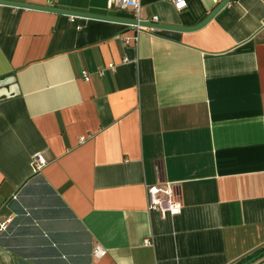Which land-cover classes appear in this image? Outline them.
I'll return each mask as SVG.
<instances>
[{
  "label": "crops",
  "instance_id": "crops-1",
  "mask_svg": "<svg viewBox=\"0 0 264 264\" xmlns=\"http://www.w3.org/2000/svg\"><path fill=\"white\" fill-rule=\"evenodd\" d=\"M220 1L141 0L139 19L192 26ZM20 2L134 19L107 0ZM160 180L179 214L148 208ZM8 216L0 264H240L264 251V0H230L193 31L0 4Z\"/></svg>",
  "mask_w": 264,
  "mask_h": 264
},
{
  "label": "built area",
  "instance_id": "built-area-1",
  "mask_svg": "<svg viewBox=\"0 0 264 264\" xmlns=\"http://www.w3.org/2000/svg\"><path fill=\"white\" fill-rule=\"evenodd\" d=\"M108 6L115 4L120 8H131L134 14V19L139 20V15L141 11V0H107ZM170 1L175 9L182 10L186 7V0H168ZM141 27V26H137ZM112 68V65L110 66ZM99 73H103V69H99ZM82 76L84 80H90V76L86 71H82ZM44 164V159L40 155H35L34 157V168L39 169ZM148 208L150 210L158 211L161 214L177 215L182 210V203L178 199V193L176 185L164 180H160L155 184L147 185L146 187ZM12 222V217L8 216L0 219V231H5L8 229L10 223ZM148 242L147 240L145 241ZM104 251L100 246H96L94 249V254L102 255Z\"/></svg>",
  "mask_w": 264,
  "mask_h": 264
},
{
  "label": "water",
  "instance_id": "water-1",
  "mask_svg": "<svg viewBox=\"0 0 264 264\" xmlns=\"http://www.w3.org/2000/svg\"><path fill=\"white\" fill-rule=\"evenodd\" d=\"M230 0H221L213 9L212 11L203 19L201 22H197V24L192 26H181V25H173V24H166V23H159L154 21H142L137 19H131V18H124V17H117V16H111V15H100V14H94L89 12H80V11H74L69 9H60L58 7H53L49 5H37V4H31L26 2H20L19 1H12V0H0V4H7L11 6L16 7H23V8H33V9H40V10H47V11H53V12H59L67 15H74L75 16H84V17H90V18H97V19H104V20H111L115 22H121V23H127L133 26H141V27H150V28H161V29H170V30H177V31H193L198 30V28L204 26L211 18L224 6L226 5ZM261 255H264V251H261L257 255L251 257L248 259V261H244L240 264H248L259 258Z\"/></svg>",
  "mask_w": 264,
  "mask_h": 264
}]
</instances>
